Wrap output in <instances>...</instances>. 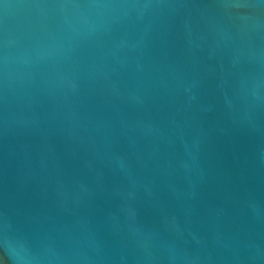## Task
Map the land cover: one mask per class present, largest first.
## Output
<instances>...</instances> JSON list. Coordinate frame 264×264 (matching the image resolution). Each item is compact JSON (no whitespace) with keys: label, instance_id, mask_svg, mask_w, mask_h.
Listing matches in <instances>:
<instances>
[{"label":"water","instance_id":"1","mask_svg":"<svg viewBox=\"0 0 264 264\" xmlns=\"http://www.w3.org/2000/svg\"><path fill=\"white\" fill-rule=\"evenodd\" d=\"M0 264H264V2L0 0Z\"/></svg>","mask_w":264,"mask_h":264},{"label":"snow or ice","instance_id":"2","mask_svg":"<svg viewBox=\"0 0 264 264\" xmlns=\"http://www.w3.org/2000/svg\"><path fill=\"white\" fill-rule=\"evenodd\" d=\"M262 2H264V0H262Z\"/></svg>","mask_w":264,"mask_h":264}]
</instances>
